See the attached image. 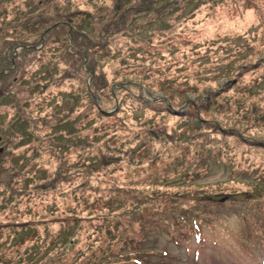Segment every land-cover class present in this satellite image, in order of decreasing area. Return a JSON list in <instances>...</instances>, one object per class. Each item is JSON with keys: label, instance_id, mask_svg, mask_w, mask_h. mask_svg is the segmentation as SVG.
<instances>
[{"label": "rangeland", "instance_id": "rangeland-1", "mask_svg": "<svg viewBox=\"0 0 264 264\" xmlns=\"http://www.w3.org/2000/svg\"><path fill=\"white\" fill-rule=\"evenodd\" d=\"M0 148V264H264V0H0Z\"/></svg>", "mask_w": 264, "mask_h": 264}, {"label": "trees", "instance_id": "trees-1", "mask_svg": "<svg viewBox=\"0 0 264 264\" xmlns=\"http://www.w3.org/2000/svg\"><path fill=\"white\" fill-rule=\"evenodd\" d=\"M54 25H57V23H55ZM48 29L49 28L47 27L46 30H45V32H44V35L45 34H48ZM11 46H13V43L11 44ZM177 202L178 201H176L174 203H177ZM201 204H202V206L200 208H198L197 211L195 210V213L202 214L203 215L202 217H206V216L209 215V213H213V212H211L212 209H208L207 208V205L205 203H201ZM176 209H177V211H175V212H172V209H167L166 210V215L164 217L157 218V220L154 223V225H159V227H157L158 230L165 231V232H171V230L174 229V225L175 224H174L173 221H175V220H180L181 223L182 224L185 223L184 225L186 226V224H190L189 223V220H187V218L189 217V215L196 216V218H201V217H199L197 215L191 214L190 212H188V210H185L182 207H179L178 206V208H176ZM154 225H152V226H154ZM195 225L197 226V224H195ZM259 226H261V225H259ZM140 231H141L142 234L145 233L143 229H141ZM177 231H178V233H181V229L180 228L177 229Z\"/></svg>", "mask_w": 264, "mask_h": 264}, {"label": "water", "instance_id": "water-1", "mask_svg": "<svg viewBox=\"0 0 264 264\" xmlns=\"http://www.w3.org/2000/svg\"><path fill=\"white\" fill-rule=\"evenodd\" d=\"M0 152H1V148H0Z\"/></svg>", "mask_w": 264, "mask_h": 264}]
</instances>
